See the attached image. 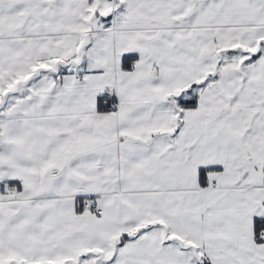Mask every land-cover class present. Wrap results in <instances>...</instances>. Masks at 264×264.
Instances as JSON below:
<instances>
[{"label":"snow or ice","instance_id":"snow-or-ice-1","mask_svg":"<svg viewBox=\"0 0 264 264\" xmlns=\"http://www.w3.org/2000/svg\"><path fill=\"white\" fill-rule=\"evenodd\" d=\"M0 264H264V0H0Z\"/></svg>","mask_w":264,"mask_h":264}]
</instances>
